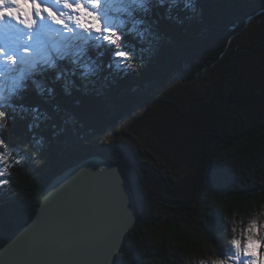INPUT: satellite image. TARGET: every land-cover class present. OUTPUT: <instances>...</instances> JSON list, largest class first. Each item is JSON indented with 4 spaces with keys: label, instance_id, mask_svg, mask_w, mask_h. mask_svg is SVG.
<instances>
[{
    "label": "trees",
    "instance_id": "trees-1",
    "mask_svg": "<svg viewBox=\"0 0 264 264\" xmlns=\"http://www.w3.org/2000/svg\"><path fill=\"white\" fill-rule=\"evenodd\" d=\"M263 14L264 0H165L163 7H153L151 28L144 37L137 39L133 32L126 40L138 56L143 55L142 67L109 68L110 51L89 46L80 62L94 61L101 66L99 72L85 77L76 67L73 75L74 66L65 61L61 69L67 74L60 81L53 72L41 78V95L30 86L23 100L17 101L27 110L10 108L8 119L0 122V156L15 157L6 164L3 178L16 192L10 207L0 208V248L34 218L56 176L89 157L104 156L121 169L131 163L122 173L131 184L139 214L117 256L119 264H153L141 257L143 249L156 257V264L219 260L237 264L229 259L235 254L231 241L238 239L243 245L253 221L257 238L264 237V106L258 116L231 115L241 89L232 87L235 81L229 78L220 83V122L197 145L194 156L201 158L202 166L194 173L193 197L185 202L177 189L171 190L176 182L187 181L178 177L164 185L165 191L170 190L168 196L178 199L148 193V177L139 168L141 155L119 136V129L125 121L142 120L140 112H148L157 101L178 109L175 102L162 98L172 78L180 74L196 80L220 60L249 21ZM131 27L129 19L126 28ZM131 62L140 63L135 58ZM7 81L6 92L12 87ZM33 106L39 111L34 113ZM161 207L169 213L157 220L155 213ZM158 229L162 230L159 245ZM261 252L264 247L258 245L257 255Z\"/></svg>",
    "mask_w": 264,
    "mask_h": 264
},
{
    "label": "snow or ice",
    "instance_id": "snow-or-ice-1",
    "mask_svg": "<svg viewBox=\"0 0 264 264\" xmlns=\"http://www.w3.org/2000/svg\"><path fill=\"white\" fill-rule=\"evenodd\" d=\"M164 3L165 0H0V77L7 75L12 82L7 92L0 87V122L8 119L10 108L27 110L17 101L23 100L30 86L34 87L37 95H41L40 80L45 74L53 72L55 80L60 81L67 74L66 70L61 69V62L67 61L74 66L73 75L76 67L83 69L82 75L85 77L99 72L101 66L94 61L80 62L89 46L110 51L109 68L142 67L143 55L138 56L135 48L130 47L126 40L133 32L137 39H142L151 28L153 7H163ZM129 19L132 27L126 28ZM134 58L140 63L131 62ZM67 83L73 84L74 81ZM48 91L51 93L54 90L49 88ZM32 111L38 112L39 107L33 106ZM2 144L3 141H0ZM97 172L106 176L116 175L108 168L91 163L75 176H95ZM7 183L6 179L0 180V186ZM125 199L121 192L123 215L128 210ZM247 232L243 245L238 239L231 241L235 254L229 259L237 264H264V252L257 255V246L264 247V237L257 238L255 221L249 225ZM32 235L25 232L18 236L4 249L5 256L27 254L24 241ZM113 251L114 247L110 255ZM242 256L250 260L245 262ZM214 264H225V261L219 260Z\"/></svg>",
    "mask_w": 264,
    "mask_h": 264
},
{
    "label": "rangeland",
    "instance_id": "rangeland-1",
    "mask_svg": "<svg viewBox=\"0 0 264 264\" xmlns=\"http://www.w3.org/2000/svg\"><path fill=\"white\" fill-rule=\"evenodd\" d=\"M228 78L235 81L230 85L239 87L242 93L231 115L237 117L241 114L243 118L260 115L264 106V14L249 21L247 28L230 41L220 60L196 80L184 79L180 74L172 78L162 98L175 102L178 109L157 101L148 112H140L144 116L142 120L121 124L119 136L133 144L141 155L143 164L139 168L142 176L148 177V184H145L154 198H183L181 201L185 202L193 197L194 173L202 166L201 158L198 160L194 155L199 150L197 145L203 140L204 133L215 127L216 121L220 122L221 108L217 97L220 83H226ZM254 96L257 97L255 101L252 100ZM13 158L12 155L6 156V159L0 156V180H4L2 171H6V164ZM129 163L122 165L126 173L132 166ZM175 177L178 181L187 180L176 182L177 186L171 187V190L179 191L178 198L176 195L168 196L170 190H164V185L172 182L169 178ZM15 193L8 183L0 186V208L10 207ZM168 213V209L161 207L155 217L162 220ZM157 234L155 241L159 245L162 230L158 229ZM158 248L161 250L160 246ZM141 254L147 262H158L150 251L144 252L143 249Z\"/></svg>",
    "mask_w": 264,
    "mask_h": 264
},
{
    "label": "water",
    "instance_id": "water-1",
    "mask_svg": "<svg viewBox=\"0 0 264 264\" xmlns=\"http://www.w3.org/2000/svg\"><path fill=\"white\" fill-rule=\"evenodd\" d=\"M91 163L116 175L75 176ZM121 192L128 205L126 215L121 212ZM138 219L134 192L121 167L93 156L51 181L34 218L0 249V264H116ZM25 232L33 234L24 241L27 254L6 257L4 249Z\"/></svg>",
    "mask_w": 264,
    "mask_h": 264
},
{
    "label": "bare ground",
    "instance_id": "bare-ground-1",
    "mask_svg": "<svg viewBox=\"0 0 264 264\" xmlns=\"http://www.w3.org/2000/svg\"><path fill=\"white\" fill-rule=\"evenodd\" d=\"M137 222H138V221H137ZM136 224H137V223H136ZM128 234H129V233H128ZM128 234H127V236H128ZM117 262H118V263H116V264H119L118 258H117Z\"/></svg>",
    "mask_w": 264,
    "mask_h": 264
}]
</instances>
